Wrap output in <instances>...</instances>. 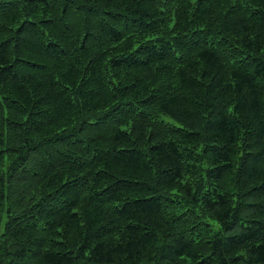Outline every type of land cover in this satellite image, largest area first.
<instances>
[{
    "label": "trees",
    "instance_id": "16d2710c",
    "mask_svg": "<svg viewBox=\"0 0 264 264\" xmlns=\"http://www.w3.org/2000/svg\"><path fill=\"white\" fill-rule=\"evenodd\" d=\"M0 264H264V0H0Z\"/></svg>",
    "mask_w": 264,
    "mask_h": 264
}]
</instances>
